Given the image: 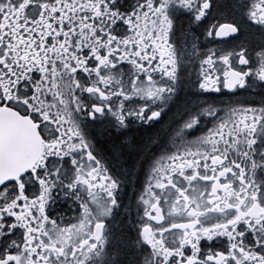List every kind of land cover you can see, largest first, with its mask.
I'll return each instance as SVG.
<instances>
[{
	"label": "snow or ice",
	"instance_id": "snow-or-ice-1",
	"mask_svg": "<svg viewBox=\"0 0 264 264\" xmlns=\"http://www.w3.org/2000/svg\"><path fill=\"white\" fill-rule=\"evenodd\" d=\"M0 264H264V0H0Z\"/></svg>",
	"mask_w": 264,
	"mask_h": 264
}]
</instances>
